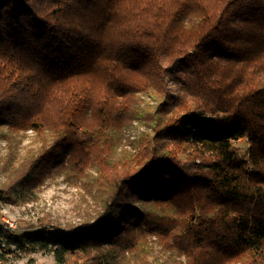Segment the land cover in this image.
I'll return each mask as SVG.
<instances>
[{"label": "trees", "instance_id": "trees-1", "mask_svg": "<svg viewBox=\"0 0 264 264\" xmlns=\"http://www.w3.org/2000/svg\"><path fill=\"white\" fill-rule=\"evenodd\" d=\"M29 132L44 146L0 200L96 169L100 211L7 235L20 250L264 264V0H0V139Z\"/></svg>", "mask_w": 264, "mask_h": 264}, {"label": "rangeland", "instance_id": "rangeland-1", "mask_svg": "<svg viewBox=\"0 0 264 264\" xmlns=\"http://www.w3.org/2000/svg\"><path fill=\"white\" fill-rule=\"evenodd\" d=\"M20 135L15 136L12 142L0 139L1 193L9 189L15 169L31 158L38 157L39 151L44 146L42 141H37L30 132L22 138ZM234 144L241 149V154L245 157L250 147L248 141L241 139L235 141ZM50 154L45 153L42 156L43 166L45 163L47 167L51 166L47 162ZM99 166L106 168L101 162ZM56 174L43 176V181L34 192L35 198L30 202L15 203L0 200V219L15 223L17 227L14 231L15 235L38 231L44 227L70 230L81 227L83 223L94 221L100 211L96 198L100 173L98 174L96 169H90L83 174L80 173L81 176H78L77 180H73L71 176ZM12 248L19 253L11 259L10 264H55L52 251L34 247L20 250L15 244ZM154 249V255L151 257L154 264H179L170 258V255L165 253L159 245H155ZM177 260L185 262L184 258ZM231 264L246 263L233 262Z\"/></svg>", "mask_w": 264, "mask_h": 264}, {"label": "built area", "instance_id": "built-area-1", "mask_svg": "<svg viewBox=\"0 0 264 264\" xmlns=\"http://www.w3.org/2000/svg\"><path fill=\"white\" fill-rule=\"evenodd\" d=\"M5 219H0V264H10L11 259L16 256L19 251L12 248V245L7 238L9 234H15L17 229L15 223L8 222ZM7 222L9 224H7Z\"/></svg>", "mask_w": 264, "mask_h": 264}]
</instances>
